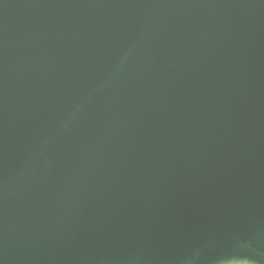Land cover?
I'll use <instances>...</instances> for the list:
<instances>
[{"label": "water", "instance_id": "95a60500", "mask_svg": "<svg viewBox=\"0 0 264 264\" xmlns=\"http://www.w3.org/2000/svg\"><path fill=\"white\" fill-rule=\"evenodd\" d=\"M0 264H264V0H0Z\"/></svg>", "mask_w": 264, "mask_h": 264}]
</instances>
